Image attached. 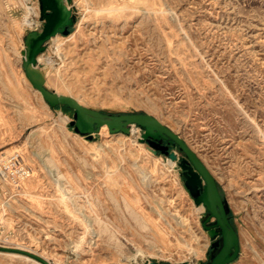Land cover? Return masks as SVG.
Listing matches in <instances>:
<instances>
[{
    "label": "rangeland",
    "instance_id": "374dc122",
    "mask_svg": "<svg viewBox=\"0 0 264 264\" xmlns=\"http://www.w3.org/2000/svg\"><path fill=\"white\" fill-rule=\"evenodd\" d=\"M71 4L70 33L39 54L46 85L104 112L150 113L180 134L227 199L240 239L229 264H264V0ZM38 5L0 0V155L20 151L35 169L28 251L53 264L206 261V209L180 159L142 141L138 125L81 135L73 110L30 82L22 49ZM0 264L39 262L0 249Z\"/></svg>",
    "mask_w": 264,
    "mask_h": 264
},
{
    "label": "water",
    "instance_id": "95a60500",
    "mask_svg": "<svg viewBox=\"0 0 264 264\" xmlns=\"http://www.w3.org/2000/svg\"><path fill=\"white\" fill-rule=\"evenodd\" d=\"M72 0H39L40 28L30 29L24 38L22 49L23 67L36 90L51 106L66 105L73 110L70 125L76 132L88 138L107 125L111 133H130L132 126L138 125L142 130V141L156 151L161 150L169 159L178 161L183 170L184 182L194 198V202L203 205L206 213L202 215V224L211 239V249L206 261L159 262L155 258L146 264H229L240 253V239L236 226L229 215V205L223 196L219 182L199 155L177 132L164 124L156 116L147 112H104L82 104L76 97L50 89L46 85L47 71L39 64V54L46 49L47 42L57 34H69L70 27L76 22V13ZM167 141L164 144L163 141ZM170 145L178 146L184 153L181 158ZM0 249L27 253L41 264H53L50 260L27 250L7 248Z\"/></svg>",
    "mask_w": 264,
    "mask_h": 264
},
{
    "label": "built area",
    "instance_id": "2783aa9c",
    "mask_svg": "<svg viewBox=\"0 0 264 264\" xmlns=\"http://www.w3.org/2000/svg\"><path fill=\"white\" fill-rule=\"evenodd\" d=\"M36 19L29 25L31 29L40 28L39 5L33 6ZM35 169L20 151L0 155V246L27 250L31 249L29 231L31 202L25 185L34 176ZM26 220L24 221V219ZM32 231H30L31 233ZM33 246V245H32Z\"/></svg>",
    "mask_w": 264,
    "mask_h": 264
},
{
    "label": "bare ground",
    "instance_id": "6f19581e",
    "mask_svg": "<svg viewBox=\"0 0 264 264\" xmlns=\"http://www.w3.org/2000/svg\"><path fill=\"white\" fill-rule=\"evenodd\" d=\"M34 13H35V12H32V14H33V16H34L33 21L36 19V16L34 15ZM30 14H31V13H30ZM27 22L30 23L31 21H27ZM28 25H30V24H28ZM57 35H58V34H57ZM55 36H56V35H55ZM39 60H40V56H39ZM107 127H108V126L105 124V125H103V126L101 127V128H102L101 130H102L103 132H105L106 129H107ZM133 129H134V128H133ZM133 129H132V130H133ZM44 258H45V257H44ZM151 258H154V257H149L147 261H149ZM37 261L39 262V260H37ZM196 262H197V261H193L192 263H196ZM39 263H40V262H39ZM40 264H41V263H40Z\"/></svg>",
    "mask_w": 264,
    "mask_h": 264
},
{
    "label": "trees",
    "instance_id": "16d2710c",
    "mask_svg": "<svg viewBox=\"0 0 264 264\" xmlns=\"http://www.w3.org/2000/svg\"><path fill=\"white\" fill-rule=\"evenodd\" d=\"M72 28L70 27V30H71ZM57 107H60V108H66V107H68V106H66V105H58ZM69 108V107H68ZM221 190V189H220ZM229 215H230V212H229ZM231 216V215H230ZM231 221L233 222V224H234V221H233V219H232V217H231Z\"/></svg>",
    "mask_w": 264,
    "mask_h": 264
},
{
    "label": "flooded vegetation",
    "instance_id": "af4514ba",
    "mask_svg": "<svg viewBox=\"0 0 264 264\" xmlns=\"http://www.w3.org/2000/svg\"><path fill=\"white\" fill-rule=\"evenodd\" d=\"M163 143H164V144H167V141L164 140ZM170 148H171V145H170ZM182 157H183V156H182ZM182 157H181V158H182ZM181 175L184 177V175H183V170H182V172H181ZM211 242H212V241H211ZM210 249H211V248H210ZM207 260H208V259H207Z\"/></svg>",
    "mask_w": 264,
    "mask_h": 264
},
{
    "label": "crops",
    "instance_id": "0c3cea01",
    "mask_svg": "<svg viewBox=\"0 0 264 264\" xmlns=\"http://www.w3.org/2000/svg\"><path fill=\"white\" fill-rule=\"evenodd\" d=\"M40 264V263H39Z\"/></svg>",
    "mask_w": 264,
    "mask_h": 264
}]
</instances>
